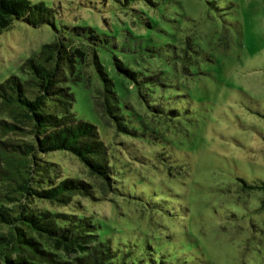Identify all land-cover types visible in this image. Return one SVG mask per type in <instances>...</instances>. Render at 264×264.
Listing matches in <instances>:
<instances>
[{
	"label": "rangeland",
	"instance_id": "rangeland-1",
	"mask_svg": "<svg viewBox=\"0 0 264 264\" xmlns=\"http://www.w3.org/2000/svg\"><path fill=\"white\" fill-rule=\"evenodd\" d=\"M28 2L35 24L11 18L0 28V81L22 74L44 42L82 48L72 109L96 126L120 183L95 201L78 197L98 213L102 237L133 252H181L183 264H264V0ZM90 47L122 111L140 113L138 135L115 130L96 103ZM114 57L139 77L153 73L146 98ZM41 157L90 179L69 152Z\"/></svg>",
	"mask_w": 264,
	"mask_h": 264
},
{
	"label": "trees",
	"instance_id": "trees-1",
	"mask_svg": "<svg viewBox=\"0 0 264 264\" xmlns=\"http://www.w3.org/2000/svg\"><path fill=\"white\" fill-rule=\"evenodd\" d=\"M30 14L28 0H0V28L11 18L35 24ZM80 49L61 39L44 42L19 64L23 75L10 73L0 81V264H183L181 252L166 257L148 246L139 252L133 245L124 248V242L112 246L99 231L98 213L85 211L79 202V196L95 201L118 192L120 185L96 126L72 109L70 84L82 75L76 62ZM89 50L100 78L96 103L115 130L138 135L133 122H142L140 113L122 111L112 79L93 47ZM112 63L132 81L139 98L152 92L144 82L153 73L139 77L118 58ZM52 151L72 154L90 179L64 173L41 157Z\"/></svg>",
	"mask_w": 264,
	"mask_h": 264
}]
</instances>
